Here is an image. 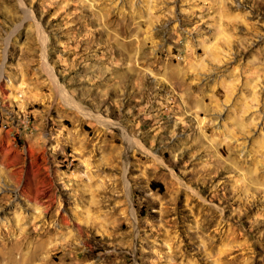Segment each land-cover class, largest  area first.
Segmentation results:
<instances>
[{"label": "rangeland", "instance_id": "374dc122", "mask_svg": "<svg viewBox=\"0 0 264 264\" xmlns=\"http://www.w3.org/2000/svg\"><path fill=\"white\" fill-rule=\"evenodd\" d=\"M0 264H264V0H0Z\"/></svg>", "mask_w": 264, "mask_h": 264}]
</instances>
